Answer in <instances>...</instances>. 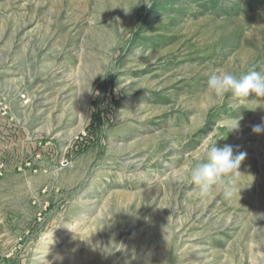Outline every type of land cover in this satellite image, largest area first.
<instances>
[{"label": "rangeland", "instance_id": "rangeland-1", "mask_svg": "<svg viewBox=\"0 0 264 264\" xmlns=\"http://www.w3.org/2000/svg\"><path fill=\"white\" fill-rule=\"evenodd\" d=\"M204 2L0 0V264H264V108L205 93L264 72V6Z\"/></svg>", "mask_w": 264, "mask_h": 264}, {"label": "clouds", "instance_id": "clouds-1", "mask_svg": "<svg viewBox=\"0 0 264 264\" xmlns=\"http://www.w3.org/2000/svg\"><path fill=\"white\" fill-rule=\"evenodd\" d=\"M148 8L151 5L145 3ZM140 54L137 50L136 55ZM154 62V61H151ZM122 85H119L120 89ZM205 93L223 98L226 94L231 96L242 106L248 103L264 108V72H257L254 69L237 78L235 75L225 72L223 69H216L208 78ZM253 99H249V97ZM239 121L230 131L238 129ZM252 131L255 134H264V118L261 123L253 125ZM211 134L205 139L204 145L208 144ZM246 152L235 151L231 144H224L217 147V142L208 147L206 160L198 163L191 171V182L196 186L201 195H206L214 184L220 182L224 176H235L239 172L241 164L245 161ZM183 177L181 176V180Z\"/></svg>", "mask_w": 264, "mask_h": 264}, {"label": "trees", "instance_id": "trees-1", "mask_svg": "<svg viewBox=\"0 0 264 264\" xmlns=\"http://www.w3.org/2000/svg\"><path fill=\"white\" fill-rule=\"evenodd\" d=\"M263 6L264 0H233L226 5L224 0H205L201 7L205 11L204 14L239 16L258 11Z\"/></svg>", "mask_w": 264, "mask_h": 264}]
</instances>
